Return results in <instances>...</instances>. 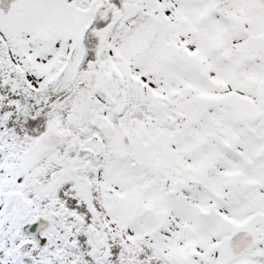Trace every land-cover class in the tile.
Returning a JSON list of instances; mask_svg holds the SVG:
<instances>
[{
    "label": "snow or ice",
    "instance_id": "snow-or-ice-1",
    "mask_svg": "<svg viewBox=\"0 0 264 264\" xmlns=\"http://www.w3.org/2000/svg\"><path fill=\"white\" fill-rule=\"evenodd\" d=\"M0 264H264V0H0Z\"/></svg>",
    "mask_w": 264,
    "mask_h": 264
}]
</instances>
